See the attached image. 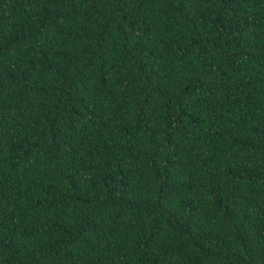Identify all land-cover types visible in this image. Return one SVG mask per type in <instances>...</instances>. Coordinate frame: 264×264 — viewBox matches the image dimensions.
Listing matches in <instances>:
<instances>
[{"label":"trees","instance_id":"obj_1","mask_svg":"<svg viewBox=\"0 0 264 264\" xmlns=\"http://www.w3.org/2000/svg\"><path fill=\"white\" fill-rule=\"evenodd\" d=\"M0 264H264V0H0Z\"/></svg>","mask_w":264,"mask_h":264}]
</instances>
